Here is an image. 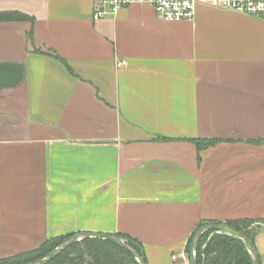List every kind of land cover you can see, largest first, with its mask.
<instances>
[{
    "label": "crops",
    "instance_id": "obj_1",
    "mask_svg": "<svg viewBox=\"0 0 264 264\" xmlns=\"http://www.w3.org/2000/svg\"><path fill=\"white\" fill-rule=\"evenodd\" d=\"M96 1L0 0L33 18L0 23V259L99 233L189 264L200 224L246 220L263 264L264 20Z\"/></svg>",
    "mask_w": 264,
    "mask_h": 264
},
{
    "label": "trees",
    "instance_id": "obj_2",
    "mask_svg": "<svg viewBox=\"0 0 264 264\" xmlns=\"http://www.w3.org/2000/svg\"><path fill=\"white\" fill-rule=\"evenodd\" d=\"M6 22H29L33 23V18L19 12H0V23ZM31 38V33L29 34ZM61 63L60 58L55 57ZM69 72L70 69L66 66ZM216 140L194 141L198 149L212 146ZM264 224V220L259 221ZM217 224L214 222L202 223L190 236L186 245L185 252L189 256L190 244L194 234L203 226ZM254 222L246 220L231 221L225 225L232 227L254 245V236L257 228H253ZM74 234L58 236L42 243L37 248L20 253L8 258L0 259V264H29L47 256L51 251L60 246ZM125 239L127 246L138 254L143 252L142 245L126 235H118ZM145 260V258H144ZM146 262V260H145ZM196 264H252L249 253L244 244L229 235L217 233L212 230L206 231L198 241L195 254ZM48 264H138L134 257L126 250L116 244L96 239L82 240Z\"/></svg>",
    "mask_w": 264,
    "mask_h": 264
},
{
    "label": "built area",
    "instance_id": "obj_3",
    "mask_svg": "<svg viewBox=\"0 0 264 264\" xmlns=\"http://www.w3.org/2000/svg\"><path fill=\"white\" fill-rule=\"evenodd\" d=\"M132 4L150 5L159 20L170 23L192 21L198 4L264 20V0H97L93 5V20L102 19ZM123 65V61L116 63L117 68Z\"/></svg>",
    "mask_w": 264,
    "mask_h": 264
},
{
    "label": "water",
    "instance_id": "obj_4",
    "mask_svg": "<svg viewBox=\"0 0 264 264\" xmlns=\"http://www.w3.org/2000/svg\"><path fill=\"white\" fill-rule=\"evenodd\" d=\"M212 230L217 233H224L226 235L232 236L238 240H240L247 252L250 255L252 264H260L258 255L256 253V250L254 248V245L246 239L242 234H240L238 231L233 229L230 226H227L225 224H212V225H206L200 228L193 236L191 244H190V251H189V264H196L195 262V254H196V246L198 244V241L200 240L201 236L206 232ZM86 239H96V240H105L112 242L116 244L117 246L121 247L122 249L128 251L136 260L138 264H146L144 260L143 252L141 254H138L136 251L131 249L126 244V240L118 235L113 234H99V233H78L74 234L72 237L67 239L65 242H63L60 246L55 248L53 251H51L47 256L44 258L37 260L35 262L29 263V264H48L51 262L54 258L59 256L61 253H63L66 249H68L70 246Z\"/></svg>",
    "mask_w": 264,
    "mask_h": 264
},
{
    "label": "rangeland",
    "instance_id": "obj_5",
    "mask_svg": "<svg viewBox=\"0 0 264 264\" xmlns=\"http://www.w3.org/2000/svg\"><path fill=\"white\" fill-rule=\"evenodd\" d=\"M189 261V260H188Z\"/></svg>",
    "mask_w": 264,
    "mask_h": 264
}]
</instances>
